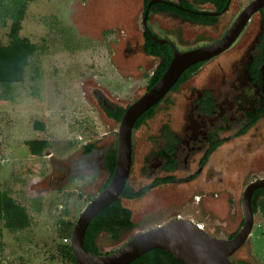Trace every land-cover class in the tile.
I'll list each match as a JSON object with an SVG mask.
<instances>
[{
    "label": "rangeland",
    "instance_id": "1",
    "mask_svg": "<svg viewBox=\"0 0 264 264\" xmlns=\"http://www.w3.org/2000/svg\"><path fill=\"white\" fill-rule=\"evenodd\" d=\"M175 1V0H171ZM247 0H232L219 29H176L167 18H154L160 35L176 39L182 50L214 40L230 25ZM143 0H30L21 21L19 35L42 46L33 69H27L21 83L0 87V190L26 208L31 224L10 232L0 226V260L4 264H70L58 254L60 220L74 223L81 211L104 190L109 173L102 165L82 171L78 168L83 147L92 145L96 155L116 143L118 124L110 120L94 92L126 108L146 92L156 61L142 51ZM9 23L0 20V44L8 42ZM257 30L252 16L242 39L227 53L205 65L187 88L207 79L229 75L244 39ZM36 71V72H34ZM174 108L161 111L149 128L133 132V163L127 184L139 190L150 182L144 160L148 136L160 123L180 122V99ZM38 124L42 125L39 128ZM260 135L231 141L217 157L216 165L228 164L230 176L214 177V191L201 184L173 183L152 189L135 200L123 199L131 211L134 228L112 242L98 236L102 252L121 247L135 232L144 231L172 218L200 224L211 236L227 239L243 222L241 196L245 187L264 179V124ZM44 140L49 147L42 156H32L27 141ZM177 174L176 177H182ZM195 183V181H194ZM199 200V201H198ZM74 227V226H73ZM249 264H264V217L254 215L247 242L232 256Z\"/></svg>",
    "mask_w": 264,
    "mask_h": 264
},
{
    "label": "flooded vegetation",
    "instance_id": "2",
    "mask_svg": "<svg viewBox=\"0 0 264 264\" xmlns=\"http://www.w3.org/2000/svg\"><path fill=\"white\" fill-rule=\"evenodd\" d=\"M151 1L153 0H149L148 3ZM160 1L150 5L146 16V29H144L142 20L148 3L146 8H144L145 0H143L141 13L142 37L146 33L152 41L154 40L150 35L158 40L169 41L179 52L189 51L217 42L236 18L235 16L225 29H221L218 36L211 42L202 43L192 49L182 51L177 44L179 41L186 43V40L182 39V35L176 33L175 40L168 36L160 35L154 29V25H152L155 22L154 18L163 17L170 19L177 25L176 29L194 28L212 31L220 28V20L229 13L232 0L229 1V5L224 12L222 11L223 9L219 10L222 0ZM251 1L247 0L245 6ZM158 4L173 7L177 10V13L160 11L161 9L156 7ZM208 13L213 15H207ZM253 16H257V30L248 39H244L238 54L234 55L236 58H234L233 64L228 68L229 75L219 78L214 76L210 80L207 79L202 83L193 84L187 88L192 78L197 76L205 65L229 52L242 39L251 19L236 41L224 53L207 61L197 63L201 65H192L194 68L191 70L188 69L192 66L186 69L188 72L183 76L181 75L182 78L180 79L181 76L179 77L180 80H177L178 82L166 96L152 107L153 117L147 119L138 129H133L132 135L133 132L141 128H149L152 121L156 119L161 111L174 108L177 104L175 98L178 97L180 99L178 105L181 110L179 115L180 122L174 127L171 120L163 121L155 132L148 136L149 148L144 160L148 165L147 170L150 182L143 187L147 189L145 195L154 188L168 184H196V180L200 176V185L207 192L212 193L215 184L214 177H222L217 183V188H219L223 184V179L230 176L231 170H228V164L222 165L219 163V165H216L217 157L224 156L223 152L227 145L237 139H249L252 141L254 138L257 140L256 137L260 135L263 129L262 124H264V8L257 11ZM154 42L157 43L156 41ZM142 45H144V37ZM159 45H167L170 48L166 43ZM141 48L143 51V46ZM144 55L156 61L154 69L161 63V58L159 57ZM94 94L105 114L106 111L116 113L118 108H120V106L110 103L101 92L97 91ZM110 148L107 147L96 155H92L93 150L89 153L83 150V157L78 161L79 163L87 161L88 169L91 167L96 168L99 165H102L105 169V161ZM132 163L133 151L131 167ZM177 174H183V176L178 178L176 177ZM166 179H171V181L163 183V180ZM130 231H126L123 234H128ZM108 252L102 253L107 254ZM239 261L246 263L244 259H239Z\"/></svg>",
    "mask_w": 264,
    "mask_h": 264
},
{
    "label": "water",
    "instance_id": "3",
    "mask_svg": "<svg viewBox=\"0 0 264 264\" xmlns=\"http://www.w3.org/2000/svg\"><path fill=\"white\" fill-rule=\"evenodd\" d=\"M157 2L161 1L153 0L147 5L142 20L144 29L149 7ZM262 8L264 0H252L239 12L217 42L185 52L176 50L169 41L158 40L150 35L157 43L168 44L173 56L159 80L131 103L121 116L116 133L115 167L111 179L104 190L81 211L73 227L70 246L77 264H130L153 249L165 251L182 264H233L231 257L251 235L254 224L251 199L257 189H264V179L251 182L245 187L241 196L243 225L231 239L213 237L193 221L184 218H172L147 230L135 232L122 247L106 255L89 254L83 246V238L90 222L120 196L127 183L132 162V131L136 120L166 96L186 69L229 49L251 17Z\"/></svg>",
    "mask_w": 264,
    "mask_h": 264
},
{
    "label": "trees",
    "instance_id": "4",
    "mask_svg": "<svg viewBox=\"0 0 264 264\" xmlns=\"http://www.w3.org/2000/svg\"><path fill=\"white\" fill-rule=\"evenodd\" d=\"M30 0H0V20L3 25L9 23L8 28V42L7 44H0V87L9 89L12 84L21 83L25 79L27 69H33V62L37 60L38 51L42 46L33 44L27 39L22 38L19 35L21 21L25 17L26 5ZM149 0H145L144 8ZM227 0H222L219 10H222L226 5ZM160 11L167 13H177L173 7L168 5L158 4L156 5ZM144 45L143 52L148 56L161 58V63L153 70L152 74L148 78L146 91L150 89L162 76L166 70L170 58L172 56L171 49L167 45H159L152 41L146 33L143 35ZM201 65V64H197ZM194 66L190 67L191 70ZM186 70L184 74L188 72ZM36 72V71H34ZM180 77V79L182 78ZM179 79V80H180ZM178 80V81H179ZM177 81V82H178ZM127 108V107H126ZM126 108H118L116 113H110L106 111V116L113 122L119 124L122 114ZM154 112L152 108L143 113L135 122L133 129H138L145 121L152 118ZM39 128H42L41 124H38ZM26 146L32 156H42L43 152L49 147V143L44 140H32L27 141ZM86 153L93 150L92 145H85L83 147ZM115 145L110 148V151L106 157L105 170L109 173L108 178L104 184V188L108 185L115 167ZM171 179L163 180V183H169ZM147 189L142 188L138 191H134L127 183L123 188L120 196L103 211H101L89 224L85 231L83 238V246L85 250L92 255H106L103 254L97 245L98 235L105 233L112 242H116L120 239L121 235L134 228V224L131 221V211L122 205V200H135L145 195ZM253 215H257L259 212L264 217V189L256 190L251 199ZM31 224V220L27 214L26 208L21 204L15 202L11 195L5 191L0 190V226L10 232H18L26 229ZM243 224V222H242ZM74 223L65 222L60 220L58 223L57 232L60 239L70 240ZM238 232V231H237ZM237 232L232 233L227 237L231 239ZM0 248L2 246L0 245ZM58 254L63 260H67L70 264H77L70 243L57 246ZM117 249L108 252L112 253ZM233 264H249L242 263L237 260H233ZM0 264H4L0 260ZM130 264H182L175 260L170 254L161 249H153L146 252L138 259L134 260Z\"/></svg>",
    "mask_w": 264,
    "mask_h": 264
},
{
    "label": "clouds",
    "instance_id": "5",
    "mask_svg": "<svg viewBox=\"0 0 264 264\" xmlns=\"http://www.w3.org/2000/svg\"><path fill=\"white\" fill-rule=\"evenodd\" d=\"M78 168H80L82 171H87L88 170V163H87V161H84V162L78 164Z\"/></svg>",
    "mask_w": 264,
    "mask_h": 264
},
{
    "label": "built area",
    "instance_id": "6",
    "mask_svg": "<svg viewBox=\"0 0 264 264\" xmlns=\"http://www.w3.org/2000/svg\"><path fill=\"white\" fill-rule=\"evenodd\" d=\"M197 224V223H196ZM198 227L202 228V226L200 224H197Z\"/></svg>",
    "mask_w": 264,
    "mask_h": 264
}]
</instances>
